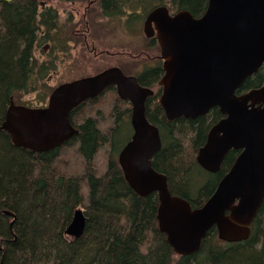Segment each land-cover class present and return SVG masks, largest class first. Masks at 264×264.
<instances>
[{
  "label": "trees",
  "instance_id": "16d2710c",
  "mask_svg": "<svg viewBox=\"0 0 264 264\" xmlns=\"http://www.w3.org/2000/svg\"><path fill=\"white\" fill-rule=\"evenodd\" d=\"M208 1L102 0L101 8L107 16L127 12L129 19H136L167 5L171 12L187 10L200 17ZM41 2L0 4V125L11 99L37 92L56 69L53 52L49 61L40 63L36 57L44 41L55 38L59 25L58 10L41 7ZM136 76L144 87L157 86L163 76L161 63ZM261 86L264 68L238 93ZM160 94L161 88L146 103L147 117L162 139L153 167L167 175L172 194L193 208L201 207L240 151H230L218 173L205 171L196 161L197 153L223 115L214 108L197 119L169 122L158 102ZM41 98L44 103L46 97ZM131 112V104L110 87L73 110L77 136L43 153L15 146L9 134L0 131V264H264V202L248 240L223 242L213 228L198 253L179 256L173 251L159 230L157 193H135L118 162L133 135ZM78 208L84 210L87 223L82 237L75 239L65 231Z\"/></svg>",
  "mask_w": 264,
  "mask_h": 264
},
{
  "label": "water",
  "instance_id": "95a60500",
  "mask_svg": "<svg viewBox=\"0 0 264 264\" xmlns=\"http://www.w3.org/2000/svg\"><path fill=\"white\" fill-rule=\"evenodd\" d=\"M143 29L160 46L164 74L159 104L168 121L197 119L214 108L223 115L198 150L197 163L215 174L230 151H240L201 207L172 194L167 175L154 169L162 139L147 117L146 103L155 91L119 67L61 84L46 107L17 105L12 98L0 131L17 147L37 153L54 150L80 132L71 123L73 110L116 87L120 99L131 103L133 129L119 153V165L135 193H157L159 230L173 251L179 256L198 253L213 228L223 242L246 241L264 202V86L238 91L264 67V0H209L200 17L187 10L171 14L161 5L148 14ZM86 223L84 210L78 208L66 235L81 238Z\"/></svg>",
  "mask_w": 264,
  "mask_h": 264
},
{
  "label": "rangeland",
  "instance_id": "374dc122",
  "mask_svg": "<svg viewBox=\"0 0 264 264\" xmlns=\"http://www.w3.org/2000/svg\"><path fill=\"white\" fill-rule=\"evenodd\" d=\"M42 3H47V8L51 7L58 10V32L61 41L60 43L54 41L44 42V45L37 49L36 57L42 63L52 58L49 53L55 52L58 55L56 60L57 67L54 72L51 71L49 73L44 81L40 82L37 92L17 97L15 99L17 104L40 107L41 97H46V101H48L50 93L58 85L83 76L98 74L111 66L118 65L123 67L127 74L133 75L137 74L142 68L147 66L154 67L158 64V56L160 54L158 50L160 49L150 44L149 39L143 32L147 14L141 13L142 16L127 21L129 15L127 12L123 15V18L120 16H107L103 14L101 6L96 2L89 10V16H91L92 20V31L89 39L90 47H87L85 45L82 46L80 42L82 37L75 34L74 25L68 21V18L73 16L70 13L72 8L69 1L42 0ZM78 3V8L81 3H84V5L88 4L87 0H80ZM123 27L124 29H122ZM91 41L95 42V50ZM49 43L51 44V49L48 48L50 50L47 53L43 51V47H50ZM62 46L66 47L64 52H60ZM116 52H122L124 55L113 56ZM100 53L103 54L101 56L96 55ZM49 76H52V78L50 79ZM153 88L156 93L159 92L160 87L158 85ZM45 89L46 91H44ZM43 92L45 95L41 94ZM70 155L69 153L66 156L70 157Z\"/></svg>",
  "mask_w": 264,
  "mask_h": 264
},
{
  "label": "flooded vegetation",
  "instance_id": "af4514ba",
  "mask_svg": "<svg viewBox=\"0 0 264 264\" xmlns=\"http://www.w3.org/2000/svg\"><path fill=\"white\" fill-rule=\"evenodd\" d=\"M67 2L69 1V3H70V5H71V8H72V10L70 11V13L71 14H73V16H72V18H68V21H69V23H72L73 25H74V29H75V34L76 35H78V36H80V37H82V40L80 41L81 42V44H82V46L83 45H85V46H87V47H90V41H89V39H90V34H91V29H92V20H91V16H89L90 14H89V10H90V8L94 5V4H96V2L97 3H99V5L101 6V1L102 0H87V2H88V4L87 5H84V3H81L80 5V7L78 8L77 6H78V1L80 2V0H66ZM47 3H42L41 2V7H44V8H47V5H46ZM49 8V7H48ZM74 16H75V18H74ZM129 16V15H128ZM121 18H123V15H121L120 16ZM129 20V18H127V21ZM122 29H124V27L122 28ZM57 33H58V35H57ZM45 33H44V31L42 32V34H40L41 36H40V39L42 40V37H44L45 35H44ZM56 35V36H55ZM52 36H55V38H53V39H51V38H47L44 42H47V41H54L55 42V40H57V43L59 42L60 43V41H61V37H60V35H59V32H58V30L57 31H55L54 33H53V35ZM149 41H150V44H152V42L151 41H154L153 42V44H154V46H156L157 47V49L159 48L158 46V43H157V40H156V38L155 37H153V38H149ZM92 42V45H93V49L95 50V42L94 41H91ZM50 44V43H49ZM44 45V44H43ZM42 45V46H43ZM48 48H50L51 49V44H50V47H43V51H45V52H49V50L50 49H48ZM65 48L66 47H61V49H60V52H64V50H65ZM46 49H48V50H46ZM160 49V48H159ZM158 51H160V50H158ZM54 54H53V58L55 57L56 58V60H57V58H58V55H56L55 54V52H53ZM103 53H100V54H96L97 56H101ZM121 55V56H123L124 54L122 53V52H120V53H114L113 54V56H116V55ZM55 55V56H54ZM158 56V55H157ZM117 57V56H116ZM158 61L161 63V67H162V64H163V62H162V60L160 59V54H159V56H158ZM45 62V61H44ZM57 63V62H56ZM57 67V66H56ZM112 67H119L126 75H129V74H127L126 73V71L124 70V68L123 67H120V66H118V65H115V66H111V67H108V68H112ZM147 67H152V66H147ZM108 68H106V69H108ZM146 68V67H145ZM145 68H142L141 70H139V72H143L144 71V69ZM106 69H104V70H106ZM163 70V69H162ZM51 71H55V69H52ZM50 71V72H51ZM164 73V72H163ZM133 75H136V74H133ZM88 76H92V75H88ZM88 76H83V77H80V78H77V79H74V80H79V79H81V78H84V77H88ZM49 78L51 79L52 78V76H49ZM74 80H71V81H67V82H72V81H74ZM67 82H64V83H67ZM64 83H62V84H64ZM61 85V84H60ZM59 86V85H58ZM115 88V87H114ZM53 92V91H52ZM51 92V93H52ZM51 93H50V95H51ZM50 95H49V97H48V101H45L44 103H40V107H45V106H47L48 105V102H49V98H50ZM47 102V103H46ZM76 127V126H75ZM77 128V127H76ZM78 129V128H77Z\"/></svg>",
  "mask_w": 264,
  "mask_h": 264
},
{
  "label": "bare ground",
  "instance_id": "6f19581e",
  "mask_svg": "<svg viewBox=\"0 0 264 264\" xmlns=\"http://www.w3.org/2000/svg\"><path fill=\"white\" fill-rule=\"evenodd\" d=\"M5 132H6V131H5ZM123 148H124V147H123ZM123 148H122V149H123ZM120 152H121V151H120ZM118 156H119V155H118Z\"/></svg>",
  "mask_w": 264,
  "mask_h": 264
}]
</instances>
